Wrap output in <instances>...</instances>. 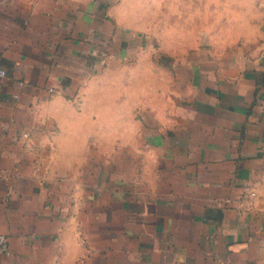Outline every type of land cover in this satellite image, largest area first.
<instances>
[{
    "label": "crops",
    "instance_id": "0c3cea01",
    "mask_svg": "<svg viewBox=\"0 0 264 264\" xmlns=\"http://www.w3.org/2000/svg\"><path fill=\"white\" fill-rule=\"evenodd\" d=\"M144 1L0 0V264H264V6L215 42Z\"/></svg>",
    "mask_w": 264,
    "mask_h": 264
},
{
    "label": "rangeland",
    "instance_id": "374dc122",
    "mask_svg": "<svg viewBox=\"0 0 264 264\" xmlns=\"http://www.w3.org/2000/svg\"><path fill=\"white\" fill-rule=\"evenodd\" d=\"M264 0H149L142 4L152 26L167 28V37L182 30L184 40H190L197 28L198 40L219 42L249 32L258 22ZM209 35V36H208ZM216 51H220L216 47Z\"/></svg>",
    "mask_w": 264,
    "mask_h": 264
},
{
    "label": "built area",
    "instance_id": "2783aa9c",
    "mask_svg": "<svg viewBox=\"0 0 264 264\" xmlns=\"http://www.w3.org/2000/svg\"><path fill=\"white\" fill-rule=\"evenodd\" d=\"M0 74H4V72L0 71ZM49 90L51 92L55 91L54 87H50ZM264 153V149H263ZM252 195H255V192H251ZM10 248H9V241L8 237L0 233V254H9Z\"/></svg>",
    "mask_w": 264,
    "mask_h": 264
}]
</instances>
